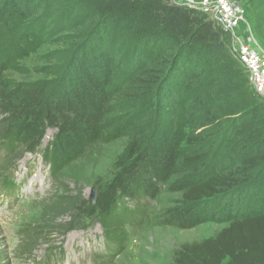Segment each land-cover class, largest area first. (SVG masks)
I'll list each match as a JSON object with an SVG mask.
<instances>
[{"label": "trees", "instance_id": "1", "mask_svg": "<svg viewBox=\"0 0 264 264\" xmlns=\"http://www.w3.org/2000/svg\"><path fill=\"white\" fill-rule=\"evenodd\" d=\"M76 1L78 20L72 24L64 18L69 4L54 7V11L63 12L55 32L71 28L61 34L60 45L75 48L62 79L57 81L21 63L31 53L37 59L44 55L47 44L44 33L36 42L34 34L19 31L31 16L34 0H0V150L5 151L7 181L16 160L25 152L39 151L49 174L56 176L83 158L93 145L110 144L119 132L111 118L112 101L127 91V85L115 80L123 48L112 32L126 33L125 44L133 48V55L139 45L153 49L156 60L143 64V69L135 67L125 80L146 82V89L157 93L159 102L175 108L167 126L161 136L156 137L150 129L145 137H132L130 157L118 162L111 181L96 186L94 204L89 199L66 202L78 215L75 221L87 217L106 223L105 238L119 252L125 239L123 226L147 220L130 219L127 200L154 201L162 191L177 194L181 204L164 211V222L178 228L192 227L202 222L193 203L230 191L250 171L264 166V96L252 87L231 49L230 36L206 12L173 0ZM233 1L247 8L254 34L264 45V0ZM83 6L89 9L82 12ZM80 18L91 20L74 29ZM35 42L37 46H33ZM4 46L8 48L1 52ZM192 48L200 51L198 57L187 53ZM192 60L201 64L193 65ZM8 73L19 76L17 83L7 80ZM209 86L210 105L201 96L202 88ZM198 87L200 103L194 109L186 107L183 98L187 90ZM228 118L236 122L228 138L230 150L235 152V146L241 150L236 152L238 166L214 174L201 172V155L195 151L204 137L202 131H196L213 126L216 136L217 126ZM48 129H54L52 139L42 146ZM135 129L137 124L132 122L121 132ZM226 215L225 226L213 237L183 244L177 251V264H264V207L238 214L237 208L229 206ZM23 231L30 242L51 234L40 225ZM34 246L23 245L22 250L31 254Z\"/></svg>", "mask_w": 264, "mask_h": 264}, {"label": "rangeland", "instance_id": "2", "mask_svg": "<svg viewBox=\"0 0 264 264\" xmlns=\"http://www.w3.org/2000/svg\"><path fill=\"white\" fill-rule=\"evenodd\" d=\"M63 2L70 5V10L67 15L64 14V18L71 24L75 19L78 20L76 13L74 14L75 9L79 7L74 4L79 3L76 0H34L30 5L31 16L21 24L23 26L19 30L21 33L34 34L36 42H39L42 33L45 34L47 44H43L46 46L44 55L37 59L33 53H29L27 60L21 63L31 71L42 70L43 75L57 81L62 79L75 50L68 45H60L61 34L65 31L69 33L71 28L55 32L61 25L59 23L63 17L59 16L63 12L61 9L54 11V7H61ZM20 5L23 8L24 4ZM87 9L88 6H83L82 12ZM50 15L51 18L44 20ZM119 16L122 17L120 14ZM245 17L253 29L247 8ZM122 18L120 20H123ZM80 19L81 22L77 21L74 29L78 26L84 27L82 23L87 19ZM117 32L119 33L116 34L114 30L112 35L119 41L123 54L117 62L115 80H121L122 85H127V91L112 101L111 118L115 120L114 127L119 129L116 139L108 145H93L83 158L65 167L56 176L49 174L48 166L44 164L39 151L25 152L16 160V168L11 170L12 176L7 181V165H3L6 159H3L5 151L0 150V264H177V251L183 244L213 237L225 226L226 210L229 206L237 208L238 214L249 210L259 211L264 207V166H258L230 191L193 203L196 211H200L202 222L192 227L178 228L164 222V211L181 204L177 194L162 191L154 201L146 198L127 200L130 219L147 220L144 223L123 226L125 239L119 252L105 238L103 229L106 223L87 217L75 221L78 215L66 202L89 199L91 188L95 189L96 186L111 181L117 174L118 162L122 158L130 157L129 143L132 142V137H145L150 129L156 137L161 136L175 109L167 103L159 102L157 93L146 89V82L125 80L129 71L135 67L143 69V64L156 59L153 49H144L141 45L133 55V48L126 45L128 42L125 44L126 33ZM56 39L58 40L52 43ZM36 42L33 46H37ZM258 43L264 50L260 40ZM41 46L38 48L41 49ZM6 48L8 46H4L1 52ZM199 52L192 48L188 49L187 53L198 57ZM191 62L196 66L201 64L197 65L195 60ZM18 79L16 74L7 76V80L12 83H17ZM210 87L202 88V94L200 93L204 99H208L209 105L212 101L208 96ZM199 92V87L187 90L183 98L186 107L194 109L198 106ZM262 95L264 96V92ZM132 122H136L137 131L135 129L129 133L121 132L123 127ZM235 129L236 122L230 118L217 126L216 136L213 135V126L197 129L196 133L202 131L201 135L204 137L198 141L195 151L196 155H201V172L207 170L214 174L238 166L240 158L236 152L241 150L236 146L235 152L230 150L232 144L228 138ZM53 133L54 129L46 131L42 146L52 139ZM246 141L252 142L247 138ZM250 145L253 146V142ZM14 156H17V153L11 155ZM218 215L219 217H216ZM39 225L47 227L51 234L30 242L31 239L27 238L23 230L27 226ZM29 244L35 246L31 248V254H26L22 246Z\"/></svg>", "mask_w": 264, "mask_h": 264}, {"label": "built area", "instance_id": "3", "mask_svg": "<svg viewBox=\"0 0 264 264\" xmlns=\"http://www.w3.org/2000/svg\"><path fill=\"white\" fill-rule=\"evenodd\" d=\"M206 12L230 36L231 49L248 73L254 90L264 92V50L259 45L243 4L233 0H173Z\"/></svg>", "mask_w": 264, "mask_h": 264}, {"label": "water", "instance_id": "4", "mask_svg": "<svg viewBox=\"0 0 264 264\" xmlns=\"http://www.w3.org/2000/svg\"><path fill=\"white\" fill-rule=\"evenodd\" d=\"M95 201H96V191H95L94 188H91V190H90V195H89V202H90L91 204H94Z\"/></svg>", "mask_w": 264, "mask_h": 264}]
</instances>
